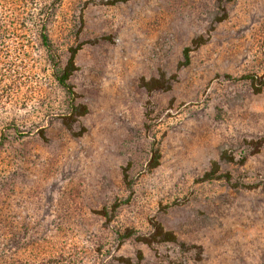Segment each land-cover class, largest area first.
<instances>
[{
  "label": "rangeland",
  "instance_id": "1",
  "mask_svg": "<svg viewBox=\"0 0 264 264\" xmlns=\"http://www.w3.org/2000/svg\"><path fill=\"white\" fill-rule=\"evenodd\" d=\"M17 1L0 0V264H264V91L242 78L264 73V0H60L80 136ZM152 221L176 241L114 234Z\"/></svg>",
  "mask_w": 264,
  "mask_h": 264
},
{
  "label": "trees",
  "instance_id": "2",
  "mask_svg": "<svg viewBox=\"0 0 264 264\" xmlns=\"http://www.w3.org/2000/svg\"><path fill=\"white\" fill-rule=\"evenodd\" d=\"M60 0H18L17 4L22 7H30L35 10L29 14L30 25H36L34 28L33 43L38 45L43 51L45 60L50 66V73L56 87L63 95L61 101V112L58 115L61 124L73 135L80 136L85 131L84 126L81 124L79 118L88 112L86 104L77 101V95L74 90L71 77L76 69L74 56L78 50V47H68V55L65 59L62 58L56 45L51 39L48 33L49 19L54 15L55 7ZM124 1V0H122ZM36 18L39 22L36 23ZM219 17L217 20H220ZM25 22V21H22ZM21 25L26 23H21ZM2 21H0V29L3 27ZM0 41H2V35L0 33ZM30 46V44H28ZM27 46V45H26ZM16 51L19 56H23L27 51L24 45L16 46ZM185 58L188 56V49H185ZM4 68V67H3ZM5 70V69H4ZM10 70V68H8ZM173 77H167L163 72L157 77H151L149 79H142V84L147 91L152 90H168L172 85ZM247 81L254 92L264 91V73L252 74L247 73L242 76ZM40 134L45 138L44 129L40 128ZM159 154L156 152L149 161V167L153 168L158 163ZM222 158V157H221ZM216 168V162H213L212 172H207L206 177H211L214 174ZM129 188V187H127ZM104 214V213H103ZM109 220V218H108ZM151 230L145 233H140L133 228L124 227L121 229H115L114 234L119 243L129 238H134L144 244L151 245L157 242H175L176 236L170 231L164 229V227L155 221L151 223Z\"/></svg>",
  "mask_w": 264,
  "mask_h": 264
}]
</instances>
